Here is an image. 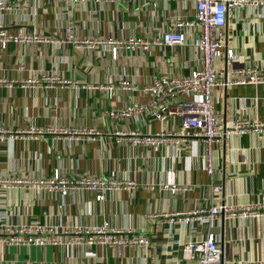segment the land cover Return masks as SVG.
Masks as SVG:
<instances>
[{
    "label": "crops",
    "instance_id": "crops-1",
    "mask_svg": "<svg viewBox=\"0 0 264 264\" xmlns=\"http://www.w3.org/2000/svg\"><path fill=\"white\" fill-rule=\"evenodd\" d=\"M178 8L186 16L192 12L191 3L170 0H159L154 7L148 3L74 6L69 13L76 35L88 44L79 49L54 41L59 38L64 14L58 4L44 2L37 15L6 23L12 32L46 34L49 41L0 44L1 74L15 81L10 89L0 86V128L16 133L0 143V174L45 178L59 168L66 174L127 177L137 187L109 192L101 201H94L86 190L62 198L33 187L0 190V219L51 226L107 223L142 233L149 242L145 248H124L120 253L86 244L0 246V264H194L182 258L181 245L189 239L199 240L207 232L216 234L224 259L264 264V214L255 218L220 216L209 225L197 218L190 226L177 215L213 204L263 203L264 134L225 137L210 144L188 137L174 145L131 144L124 132H173L180 129L179 120L161 123L148 121L144 115L133 120L113 119L107 113L121 109L131 98L143 100L140 89L154 78L184 76L196 66L190 31L181 45L152 44L148 52L122 48L116 59L109 56L108 38L122 41L135 35L153 39L167 26L166 16ZM218 37L246 67H264V9L229 10ZM223 61L216 62L222 70ZM41 74L68 82L46 84ZM33 76L38 79L36 84L17 85ZM119 78L129 80L135 91L109 89ZM211 99L222 124L235 117L264 122V83L222 84L213 88ZM61 127H92L98 139L73 140L48 131ZM206 153L215 169L211 176L201 167ZM161 182L189 189L172 194L159 189ZM212 184L221 185L216 195ZM59 203L61 207H57Z\"/></svg>",
    "mask_w": 264,
    "mask_h": 264
},
{
    "label": "built area",
    "instance_id": "built-area-1",
    "mask_svg": "<svg viewBox=\"0 0 264 264\" xmlns=\"http://www.w3.org/2000/svg\"><path fill=\"white\" fill-rule=\"evenodd\" d=\"M159 0H0V44L2 47L8 42L15 44L43 43L49 41V36L33 31L12 32L7 29L6 23L31 18L37 15L44 2L60 5L64 14L58 26L59 38L55 42L71 44L74 49H79L84 44L76 35L75 22L69 13L74 6L81 4L123 3L127 5L148 3L152 7ZM167 1V0H165ZM169 1V0H168ZM177 4L191 3L192 12L186 16L178 8L176 12L166 16L167 26L158 35L151 39L145 36H128L125 40H106L110 45L109 56L116 59L118 52L123 49L148 52L152 44L173 46L184 43L186 32L193 33L191 46L197 54V64L184 76H171L154 78L141 87L140 91L145 98L136 101L131 98L121 109H110L108 115L113 119H129L144 115L148 121L164 122L168 119L179 120L180 129L177 131H157L150 134H141L134 130L124 132L126 139L131 144L159 146L164 143L177 144L180 141L200 139L206 144L219 142L225 137H239L245 134H264V122L249 120L247 118H232L228 123L222 124L219 115L215 112L211 92L213 88L222 84H257L264 83V67L248 66L241 63L238 54L231 47H227L218 37V30L225 23L229 10L243 7L264 9V0H170ZM68 11V12H67ZM6 18V19H5ZM87 43V42H86ZM224 60L225 72L217 67L218 60ZM240 64H238V63ZM46 84L54 82L66 83L57 76L41 74ZM15 81L4 78L0 68V86L10 89ZM38 79L31 77L20 81V88L36 84ZM47 86V85H46ZM109 89L120 91H135L126 78H119L116 83L108 86ZM181 129L189 133L184 135ZM32 131V128L30 129ZM66 134L67 139L77 140L86 138L94 141L98 132L92 127H82L68 130L67 128L49 129ZM15 132L0 128V143L5 139L14 138ZM83 136V137H82ZM117 141V140H116ZM201 167L211 176L215 169L211 163V155L202 156ZM34 188L40 193L50 192L58 197H65L72 191L86 190L93 194L94 201H101L104 196L119 189L133 190L137 183L127 177L112 178L103 175H84L62 173L59 168H54L45 178L21 179L17 176H3L0 174V190L11 188ZM160 190H168L172 194L189 189L182 184L161 182ZM212 194L221 191L220 184H212ZM57 207H61L59 203ZM264 214L263 203H244L237 206L213 204L206 209L191 210L178 213V220L190 226L194 219L209 225L220 216L230 218H255ZM176 215V214H175ZM172 220V218H170ZM63 236L64 238H60ZM146 235L129 228H112L107 223L93 225H67L51 226L27 222L22 224L8 223L0 219V246L8 245H45L68 244L87 246L96 245L113 248L120 253L124 248L140 249L148 245ZM183 259L194 264H248L246 261H233L224 259L222 250L218 246L216 234L207 232L199 240L189 239L181 245ZM257 264V263H256Z\"/></svg>",
    "mask_w": 264,
    "mask_h": 264
},
{
    "label": "water",
    "instance_id": "water-1",
    "mask_svg": "<svg viewBox=\"0 0 264 264\" xmlns=\"http://www.w3.org/2000/svg\"><path fill=\"white\" fill-rule=\"evenodd\" d=\"M225 72V63H224V67H223V73Z\"/></svg>",
    "mask_w": 264,
    "mask_h": 264
}]
</instances>
